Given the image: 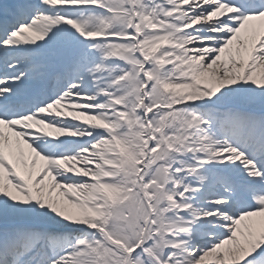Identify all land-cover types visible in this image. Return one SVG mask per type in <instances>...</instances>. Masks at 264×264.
I'll list each match as a JSON object with an SVG mask.
<instances>
[{
  "label": "snow or ice",
  "instance_id": "6c2138e0",
  "mask_svg": "<svg viewBox=\"0 0 264 264\" xmlns=\"http://www.w3.org/2000/svg\"><path fill=\"white\" fill-rule=\"evenodd\" d=\"M0 264H264V0H0Z\"/></svg>",
  "mask_w": 264,
  "mask_h": 264
}]
</instances>
